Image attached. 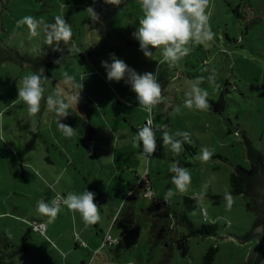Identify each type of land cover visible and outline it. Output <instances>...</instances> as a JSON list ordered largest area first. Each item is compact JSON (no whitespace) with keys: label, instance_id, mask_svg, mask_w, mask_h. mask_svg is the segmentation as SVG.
Wrapping results in <instances>:
<instances>
[{"label":"rangeland","instance_id":"rangeland-1","mask_svg":"<svg viewBox=\"0 0 264 264\" xmlns=\"http://www.w3.org/2000/svg\"><path fill=\"white\" fill-rule=\"evenodd\" d=\"M89 7L99 16L95 22ZM4 10L0 44L18 59L50 61L57 81L43 79L44 98L39 112L30 116L17 97V83L38 69L16 62L0 65V264H203L212 246L218 247L212 264H248L259 239L240 243L235 237H249L264 224V208L244 186L238 192L233 181L234 175L238 182L241 178L236 167L250 171V156L232 126L245 133L264 166V0H210L213 40L189 44L190 53L172 66L159 63V48L149 46L152 58H146L133 37L143 16L139 0L120 5L105 0H9ZM26 16L40 22L38 35L32 36L26 24L17 27ZM57 16L72 32L67 44L59 43L60 50H54L55 42L47 44L43 30ZM110 53L138 74L155 73L159 63L163 102L149 113L124 80L108 81L101 61L111 63ZM213 69L215 84L207 79ZM198 77L204 78L199 87L208 92L207 110L184 103ZM57 90L66 102L80 91L78 103L72 99L70 114L61 121L75 129L70 137L58 129L55 113L47 108V97ZM220 99L221 107L215 105ZM150 118L161 131L155 133L156 152L145 162L142 145L133 136ZM165 127L171 135L188 132L191 143L174 153L163 144ZM202 147L213 154L206 162L199 158ZM176 161L187 163L182 167L191 182L186 193L176 192L168 203L186 211L196 225L215 224L216 234L181 240L187 231L182 224L153 231L155 219L143 208L164 200L169 189L175 192L169 168ZM145 173L153 195L133 190ZM85 190L95 193L100 214L95 223L86 224L63 203L55 218L37 212V201L63 200L68 192ZM226 193L232 196L230 208ZM185 197L195 199L196 206L189 208ZM133 214L134 223L127 220ZM35 223H45V233L35 231ZM106 234L114 244L103 245Z\"/></svg>","mask_w":264,"mask_h":264},{"label":"clouds","instance_id":"clouds-1","mask_svg":"<svg viewBox=\"0 0 264 264\" xmlns=\"http://www.w3.org/2000/svg\"><path fill=\"white\" fill-rule=\"evenodd\" d=\"M105 2L120 5L123 0H105ZM139 4L143 16L139 19V26L132 35L139 42V48L146 58H152V51L149 50V46L155 49L159 48L162 56L159 63L166 62L172 66L190 53L189 44H203L213 40L214 33L208 24L211 13L207 11L210 0H139ZM87 11H89L94 22L99 19L92 7L87 8ZM25 24L31 29L32 36L38 35L36 28L40 24L39 21L31 16L23 17L17 21L18 28ZM43 30L46 34L47 44L51 46L55 42L54 50H60L59 43L63 41L67 44L72 36L70 25L60 16L55 17L53 23L44 24ZM109 57L111 63L106 60L101 61L106 70L108 81L119 82L124 80L125 84L130 85L131 90L135 92L139 106L149 113L153 107L163 102V87L158 79L159 63L155 73L138 74L134 69H130L123 60L117 58L115 53H110ZM60 59L56 60L55 63L58 64ZM214 71L213 69V74L207 78L212 84H215ZM126 74L127 79H125ZM64 75L66 79H72L67 73ZM43 79L44 69L40 68L32 74L24 76L22 82L17 83V97L27 105L30 116L39 112L40 102L44 98ZM203 79V77H198L191 84V91L186 94L184 102L186 107H195L198 110L209 108L208 92L199 87V83ZM82 87L83 85L80 86V89ZM72 99L78 103L80 91L74 98H69L66 102L57 90L53 95H49L46 101L48 110L55 113L58 129L67 137H70L75 129L61 121L70 114ZM178 110V108L174 109V111ZM156 131H161V129L155 128L153 122L148 120L133 136V141L142 145L140 156L145 162L156 152ZM162 139L164 146L169 147L176 154L181 152L185 143H191L188 132H177L175 135H171L166 127L162 131ZM212 155L208 148L202 147L199 158L206 162ZM169 172L173 173L171 182L175 186V192L173 189H169L163 197L165 202H168L176 192L186 193L191 182L190 172L185 167L180 166L179 161L170 166ZM204 187L207 188V185L205 184ZM128 195L131 193L129 192ZM225 199L230 208L233 203L231 194L226 193ZM62 203L69 210L78 212L86 224L95 223L100 218L99 207L95 202V193L92 191L85 190L79 194L68 192L63 197ZM60 207L61 202L58 200L37 201V212L51 218H55Z\"/></svg>","mask_w":264,"mask_h":264},{"label":"trees","instance_id":"trees-1","mask_svg":"<svg viewBox=\"0 0 264 264\" xmlns=\"http://www.w3.org/2000/svg\"><path fill=\"white\" fill-rule=\"evenodd\" d=\"M49 19V18H48ZM51 23V22H50ZM49 23V24H50ZM28 58L39 62L41 64H44V69L45 71L54 79V82L56 83V79L53 76L51 70H50V66H51V62L50 61H45L43 59H35L31 56H28ZM24 58L19 60H23ZM191 67L195 68V66L192 64ZM211 103H213V100H210ZM221 102H223V99H220L218 101V103H215V105H219L221 107ZM147 121V120H146ZM89 129H92V127H89ZM187 163H181V166H186ZM238 167H242V166H238ZM243 168V167H242ZM247 172H249V170H247L246 168H244ZM148 179L151 181L150 177H149V173H147ZM140 177V176H139ZM238 177L236 175L233 176V181L234 183L237 184V191L238 192H243V180L242 178H240V181H237ZM139 181V180H138ZM152 182V181H151ZM236 186V185H235ZM143 190V185L141 184H137L135 187H133V190L138 191V190ZM188 203L189 208H194L196 206V201L193 198L190 197H185V203ZM147 213H150L153 218L155 219V222L153 223V231L155 229H157L158 227H162L163 230H173L177 225L182 224L186 227L187 231L184 233L183 236H181V240H185L186 238H189L191 236H211L213 234H216V229L217 226L215 224H201V225H196L195 222L193 221V219H191L189 217V215L187 214L186 211L184 210H180V209H173L172 206L168 203L165 202L164 200H154L152 201L149 205H147L146 207L143 208ZM205 211V215L204 212ZM202 213L204 216V219L207 220V211L205 208H202ZM129 222L134 223L135 221V216L130 215L127 219ZM261 220L258 218L257 221L254 224L253 230L259 225V222ZM125 235H127V233H125ZM218 251V247L217 246H212L210 247L207 252L205 253L204 256V263L203 264H212L214 259H215V255Z\"/></svg>","mask_w":264,"mask_h":264},{"label":"water","instance_id":"water-1","mask_svg":"<svg viewBox=\"0 0 264 264\" xmlns=\"http://www.w3.org/2000/svg\"><path fill=\"white\" fill-rule=\"evenodd\" d=\"M8 1L9 0H0V15L5 11L4 8ZM8 62H16L21 66V68L33 66L37 69H44V64L36 62L28 57H25L23 60H19L14 53L9 52L0 44V65ZM44 78H49L54 82V79L45 71V69ZM232 128L235 132L239 133L242 136L246 145V149L250 156V171L247 172L242 167H236V171L243 180L245 193L254 197L256 203L261 208H264V166L254 155L245 133L235 128L234 126H232ZM235 238L240 243L258 238L259 241L250 254L248 264H264V224L258 227L249 237Z\"/></svg>","mask_w":264,"mask_h":264},{"label":"built area","instance_id":"built-area-1","mask_svg":"<svg viewBox=\"0 0 264 264\" xmlns=\"http://www.w3.org/2000/svg\"><path fill=\"white\" fill-rule=\"evenodd\" d=\"M148 120H151L152 119H147ZM153 122V121H152ZM154 126V125H153ZM147 173H145L144 175L140 176L139 177V181L138 183L143 185V189H144V192H145V195H153L154 193V190H153V185H152V182L148 179V176H146ZM55 200H58L62 203V200H61V197H57ZM204 212V215H205V211L203 210ZM34 230L35 231H38V232H42V233H45V231L47 230V225L45 223H35V226H34ZM108 244V245H112L114 244V240H113V237L111 234H106L105 237H104V244Z\"/></svg>","mask_w":264,"mask_h":264},{"label":"crops","instance_id":"crops-1","mask_svg":"<svg viewBox=\"0 0 264 264\" xmlns=\"http://www.w3.org/2000/svg\"><path fill=\"white\" fill-rule=\"evenodd\" d=\"M1 25H3V24L1 23Z\"/></svg>","mask_w":264,"mask_h":264}]
</instances>
